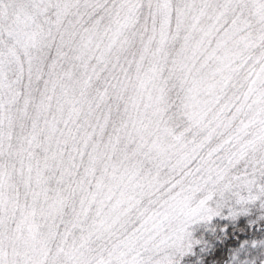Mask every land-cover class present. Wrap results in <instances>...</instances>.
<instances>
[{
  "label": "snow or ice",
  "instance_id": "6c2138e0",
  "mask_svg": "<svg viewBox=\"0 0 264 264\" xmlns=\"http://www.w3.org/2000/svg\"><path fill=\"white\" fill-rule=\"evenodd\" d=\"M197 247L264 264V0H0V264Z\"/></svg>",
  "mask_w": 264,
  "mask_h": 264
},
{
  "label": "trees",
  "instance_id": "16d2710c",
  "mask_svg": "<svg viewBox=\"0 0 264 264\" xmlns=\"http://www.w3.org/2000/svg\"><path fill=\"white\" fill-rule=\"evenodd\" d=\"M219 235V225H213L209 229L207 233L204 234V237H206L209 241H213L215 238V235ZM198 236L202 235L201 233H197ZM202 237V238H204ZM195 255H190L188 257L184 258L183 264H197L199 259L203 256L206 260L210 261V255L209 252L204 251L201 247H197L195 249Z\"/></svg>",
  "mask_w": 264,
  "mask_h": 264
}]
</instances>
